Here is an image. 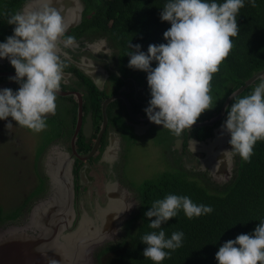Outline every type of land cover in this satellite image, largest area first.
I'll return each mask as SVG.
<instances>
[{
  "label": "clouds",
  "instance_id": "1",
  "mask_svg": "<svg viewBox=\"0 0 264 264\" xmlns=\"http://www.w3.org/2000/svg\"><path fill=\"white\" fill-rule=\"evenodd\" d=\"M53 3L42 0L36 10L6 15L14 28L12 35L0 41V58L14 66L15 75L9 79L20 84L17 90L0 88V120L8 121V129L14 120L18 126L40 133L47 128L49 115L57 111L65 67L59 49L71 46L74 38L66 36L64 17ZM246 3L254 7L256 0H165L160 19L171 24L163 33L167 42L150 44L147 52L141 50L142 45L129 42L128 67L147 72L151 98L144 111L151 122L179 137L205 110L214 107L211 81L233 47L232 38L239 32L237 17ZM233 96L235 101L221 125L230 134L224 143L232 147L223 155H238L250 162L256 143L264 141V79L250 94ZM181 211L193 219L213 208L174 193L154 200L145 213L152 231L140 237L146 245L143 256L153 264H163L183 246V231L168 236L163 227ZM215 258L218 264H264V219L253 231L224 242Z\"/></svg>",
  "mask_w": 264,
  "mask_h": 264
},
{
  "label": "trees",
  "instance_id": "2",
  "mask_svg": "<svg viewBox=\"0 0 264 264\" xmlns=\"http://www.w3.org/2000/svg\"><path fill=\"white\" fill-rule=\"evenodd\" d=\"M81 1L84 4L83 20L74 29L78 31L77 36H107L120 50L127 68L148 83L146 71L128 67L130 57L127 54L131 51L128 45L130 41L133 45L140 44L141 50L147 52L150 44L167 42L163 33L171 24L160 19L165 0ZM27 2L0 0L2 22L7 14L17 12ZM237 19L239 32L232 38L233 47L211 81L210 94L214 107L212 111L201 114L206 118L216 114L233 91L264 69V0H256L254 7L246 3ZM13 28L9 31L13 32ZM156 63L153 61V67ZM261 79L264 76L239 96L250 94ZM234 101L235 98L232 103ZM210 129L207 127L205 134H209ZM203 134L199 138L202 139ZM235 159V172L224 183L211 179L207 172L193 171L183 166L166 171L154 180H147L139 188V206L125 225L123 236L97 253L99 264H153L143 256L146 245L140 242L142 234L152 231L145 213L154 200L169 193L186 195L198 204L211 205L213 212L188 219L181 211L178 217L163 225L168 236L174 231L185 233L183 246L175 250L170 259L166 258L163 264H218L215 254L224 242L241 233L253 231L260 219H264V141L256 143L250 162H243L238 155H235ZM44 184L37 186L26 197L24 205L12 211L5 212L0 204V225L8 221L20 222L26 206L34 203L37 195L45 189Z\"/></svg>",
  "mask_w": 264,
  "mask_h": 264
},
{
  "label": "flooded vegetation",
  "instance_id": "3",
  "mask_svg": "<svg viewBox=\"0 0 264 264\" xmlns=\"http://www.w3.org/2000/svg\"><path fill=\"white\" fill-rule=\"evenodd\" d=\"M25 9L24 3L18 11H25ZM2 18L0 13V41L6 40L7 36L13 34L9 31L10 28L6 24V20L2 22ZM11 26L14 27V25ZM74 29L75 27H71L66 31V36L74 38L71 46L64 48L61 45L59 49V55L65 64L64 77L61 90L57 95V111L48 117V119L54 120L59 128H55L54 137L47 141L41 154L34 157L32 165L36 178L40 181L37 186L45 183V189L37 195L34 203H29L26 206L24 217L29 216L33 208L41 201L53 196L55 190L57 191L53 183L54 169L57 170L58 166L67 164L72 168L74 208L77 214L75 222L68 231H72L81 218L86 216L83 212L81 213L83 206L80 201L84 200L83 195L86 192L91 191L85 186L96 182L98 186L104 185L105 192L99 193L98 191L101 189L96 188L93 193L95 197L98 195V198L101 197L99 199L103 201L106 199L111 201L114 197L123 200L124 205L119 209L111 208L109 210L111 214L119 215L118 226L111 229L109 227L111 234L122 226L125 228L139 206V191L125 179H120L121 181H116V184L107 186L110 180L114 179L115 181L119 171L124 173L123 161L127 147L132 149L139 146L142 138H148L150 137L148 135L154 132L157 136V132L163 131L164 138L172 140L171 158L174 160V154H179L182 157L186 153L192 154V145L195 148L197 144H211L217 138L216 132L227 115L225 113L218 122L185 129L181 136H175L162 125H157L148 119L144 109L148 106L151 98L149 85L140 80L138 75L132 72L133 70L130 71L127 68V64L121 59L120 50L114 47L110 39L107 36H77V34H73ZM13 75H15L14 66L7 58H0V88L10 87L17 90L20 84L9 79ZM112 98L114 99L105 108L104 103ZM209 111H212V108L204 112ZM220 111L221 109L210 118L201 115L196 123L212 120ZM8 119L12 120L11 117ZM12 123L10 130L7 127L4 128L11 135L15 134L17 127L28 130L26 127L18 126V122L14 120ZM207 127L211 128L209 134H205ZM200 134L205 136L201 139L199 138ZM223 145L215 144L210 151L202 150H207V153L212 155L214 163L222 162L221 166L225 169L222 177H232L234 173L229 170L225 159L227 161L231 159L232 162L233 156L224 158L223 153L229 149V146L228 142L225 147ZM95 146H97L96 152L88 159H84L83 157L92 153ZM217 147L219 149L222 147L224 151H217L215 149ZM179 149H181V154L178 152ZM101 165L108 169V179L107 176L100 173L103 170ZM49 169L50 172H48ZM208 175L211 176V173L209 172ZM125 183L130 187L124 186ZM37 186L31 185L30 188L33 189L31 192H34ZM112 187L115 189L114 191L108 189H112ZM64 192L65 199L69 200L68 188ZM94 206L97 210L98 203L96 202ZM95 216H97L96 213ZM87 217L90 218L92 225H95L96 217H92L90 212ZM8 222L10 224L17 223L15 221ZM4 224H1L0 228ZM106 238L111 239L108 234ZM105 246L107 244L104 242V246L98 250L94 247L92 250V258H95L97 264H99V255L97 254L96 257L95 252L98 253Z\"/></svg>",
  "mask_w": 264,
  "mask_h": 264
},
{
  "label": "water",
  "instance_id": "4",
  "mask_svg": "<svg viewBox=\"0 0 264 264\" xmlns=\"http://www.w3.org/2000/svg\"><path fill=\"white\" fill-rule=\"evenodd\" d=\"M41 5L42 0H28L25 11L36 10ZM82 5L81 0H57V2L54 0L52 6L61 10L67 29H69L79 25V19L82 18L84 10V5ZM72 11L74 14H71ZM262 76H264V69L255 73L233 91L226 98L217 116L204 123H195L192 127L210 125L221 120L235 98L233 93L241 94ZM113 99L106 101L104 107L106 108V105ZM222 132L223 129L219 127L216 132L217 136ZM223 146L225 147L226 143ZM96 149L97 146L89 156L83 158L88 159L96 152ZM225 162L229 166L231 159L228 161L225 159ZM221 165L222 162L215 165L212 161L210 165L207 164L211 177L215 181L224 178L222 176L225 169ZM54 171L53 183L57 191L55 190L53 196L36 205L23 221L11 224L6 222L0 228V264H92L94 247L105 242L108 239L106 238L108 231L119 224V215H113L110 212V214L105 213V223L99 228L92 225L90 218L84 216L72 231H68L77 217L74 208L72 168L63 164ZM66 188L69 190V200L65 199ZM109 190L114 191L115 189L112 187ZM113 206L119 208L120 204L115 201Z\"/></svg>",
  "mask_w": 264,
  "mask_h": 264
},
{
  "label": "rangeland",
  "instance_id": "5",
  "mask_svg": "<svg viewBox=\"0 0 264 264\" xmlns=\"http://www.w3.org/2000/svg\"><path fill=\"white\" fill-rule=\"evenodd\" d=\"M81 22L82 20L80 18L79 23ZM8 27L12 28L10 24H8ZM77 33L78 31L74 30L73 34L75 35ZM7 123V120H0V204L4 207L5 212L12 211L17 207L24 205L26 197H28L33 190L30 186H37V184L40 183L36 178L32 166L34 157L41 154L42 148L47 141L54 137L56 132L55 128H59L54 120L48 119L47 128L40 133H35L30 129L25 130L17 127L16 130L14 129L15 134L11 135L4 129ZM148 136L150 137L142 138L140 140L139 146L132 149L127 147V152L124 155L123 161L124 173L119 171L118 177H115V181L114 179L112 181L110 180L107 186L109 184H116V181L120 179H125L127 183H131V185L139 191L140 186L145 184V180L158 177L168 170L181 167L182 164H184L183 166L189 170L210 172L207 164L210 165L211 161L214 162L215 160H212V155H209L207 150H202L200 145L197 144L199 147L195 148L192 145V154L186 153L183 157L179 154H174L173 160L171 158L172 140L164 138L165 135L163 131L157 132V136L155 132ZM227 136L230 139V134H227ZM228 146L229 149L232 147L229 143ZM215 149H217V151H224L222 147L221 149H219V147ZM178 152L181 154V149H179ZM235 164L236 159L233 156L232 162L228 167L229 170H232V173L235 172L237 167ZM101 166L103 170H101L100 173L107 176L108 179L107 166ZM50 171L51 170L49 169L48 172ZM91 176L93 177V175ZM230 178L231 177H224L223 179H217V181L224 183L230 180ZM103 186L104 185L98 186L96 182L85 186L91 191L86 192L83 195L84 200L80 201L83 206L81 213L83 212L87 216L90 212L92 217H96L95 226L98 228L105 223V213H109V210L114 208L113 204L115 201L120 204V207L124 205L123 200L117 201V199H112L110 201L106 199L103 201L102 199H99L101 197L98 198V195L95 197L93 193L96 188L101 189L98 191L99 193L105 192ZM124 186L130 187L126 183ZM96 202L98 203L97 210L94 206ZM95 213L97 216H95ZM24 218H21L22 221ZM123 232H125L123 226L119 230L111 232V234L110 231H108L107 234L110 235L111 239H107L105 243L108 245L110 242L120 239L123 236ZM101 246H104V242L97 246L96 249L98 250ZM95 254L97 257V252H95ZM92 264H97L95 258L93 259Z\"/></svg>",
  "mask_w": 264,
  "mask_h": 264
},
{
  "label": "bare ground",
  "instance_id": "6",
  "mask_svg": "<svg viewBox=\"0 0 264 264\" xmlns=\"http://www.w3.org/2000/svg\"><path fill=\"white\" fill-rule=\"evenodd\" d=\"M71 14H74V11H72ZM226 135H227L226 131L223 130L222 134H219L217 136V138L211 142V144H209V145H200L201 149H207V150L210 151L213 145H215V144H223L227 140ZM197 147H199V146H197ZM215 165H216V163H215ZM213 167L215 168V166H213Z\"/></svg>",
  "mask_w": 264,
  "mask_h": 264
}]
</instances>
